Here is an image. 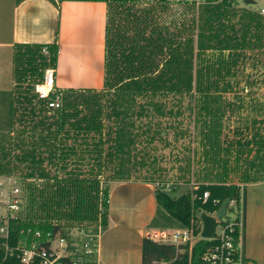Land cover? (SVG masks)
<instances>
[{
    "label": "trees",
    "instance_id": "16d2710c",
    "mask_svg": "<svg viewBox=\"0 0 264 264\" xmlns=\"http://www.w3.org/2000/svg\"><path fill=\"white\" fill-rule=\"evenodd\" d=\"M89 1H103L108 6L104 89H117L111 106L114 110L113 116H116L120 125L115 130V137L110 136L109 141H112L113 145L107 147L108 152L104 151L109 142L107 143L103 133L105 125L102 120V107L95 103L94 110H92L86 98L87 95L94 94L98 99L97 94L101 96L100 94L105 93L104 89L101 91H61L63 107L50 115L52 111L38 100L34 93V86L43 80L46 69H55L59 49L56 45L19 47L16 55V89L19 91L17 100L23 108L29 110L28 115L33 117V120L40 119L33 125L35 133H33L32 141L22 138L26 132L24 131L19 134L15 143L0 150V176L11 177L19 174L26 185L28 195L24 206L25 216L11 219L10 236L7 240L0 237V264H23L19 258L21 254L19 243L27 241L30 244L37 232L42 234L40 239H46L48 234H51L53 238L61 236L64 239L66 237V227L52 221H41L37 199H42L43 196L49 197L53 208L60 206L66 208L65 210H75L79 215L81 210L78 206L74 207L73 200H82L86 190L98 197L99 177L107 167V164L102 162L103 154L107 152L106 156H109L112 161L118 159L121 165L119 170L124 172L130 171L131 166L137 168L136 164L141 167L147 164V156L151 158L150 149L153 146L151 140H155V135L158 133L151 135L149 131L144 130L140 134L138 126L128 121L130 119L128 115L130 112L140 116L146 115L154 109L161 116H166L163 111L165 106L163 103H149L148 107L142 106L141 111L134 113L137 110L134 107L138 98L154 101L159 96L192 95L196 90L199 97L198 110L206 112L203 125L207 133L203 137L205 146L209 148L206 151V156L209 158L206 178L207 181L210 180L209 184H200L191 194L179 197L171 196L165 187H156L158 206L167 215V221H175L179 228L193 230L198 235L202 227L200 214L215 213L227 199L237 201L241 199V187L228 183L226 170L215 175L213 173L215 164L227 165L231 162L235 152L233 145H223L224 142L220 141L221 122H215L218 115L214 112L213 93L217 92L219 87V83L215 81V76L218 77L215 72L219 68L228 66L230 77L236 78L237 74H232V69L236 70L235 66L241 58L239 49L246 47L243 44L246 43L247 36L249 38L258 37V40L262 41L259 28L261 20L249 15L246 17L249 19V24L245 28L242 27L246 31L241 32L235 27H229L224 19L232 3L227 1L214 5L208 3L205 4L198 18V33L195 34V21L188 29L178 31L176 24H168L164 20L163 14L170 9L169 0L154 1V4L141 9L138 5L142 0ZM244 1L246 4H256L255 0ZM228 42L235 46L230 49L231 44ZM45 51L48 54H45ZM195 56L197 63L194 61ZM31 92H33L32 95ZM77 100L82 101L84 108H78ZM83 110L88 111L87 115L81 116ZM259 111L262 112L261 108ZM15 116L16 114L12 115L13 119L16 118ZM253 122L258 126L262 123L258 120ZM258 126L256 129H261ZM73 130L78 135L94 134L96 138H94L96 141L93 152L98 153L95 159L99 160V162L97 160V165L101 172L98 174L100 176L97 175L94 180H89V177L81 179V174L83 176L86 174L80 168L75 171L70 169L71 155L78 154L71 144L66 143L71 140ZM37 131H39L38 134H36ZM144 135L148 140L147 152L142 149L143 157L140 156L138 163V158L132 163L131 152L128 149L135 146L140 136ZM258 139L254 142L249 141V145L255 143L257 149L255 156L245 161L247 165L245 175L247 176L244 181L247 184L264 180V138L258 135ZM237 145L239 146L237 151L241 153L240 148L246 147L247 143L239 141ZM249 152L251 153L252 150ZM189 169L190 167L188 171ZM252 171L262 174L252 176ZM87 173L89 175L90 172ZM213 179L215 181H211ZM26 181L32 182L27 183ZM109 191L110 187L107 186L104 191V209L97 220L95 229H87L96 236L95 239L108 225ZM206 192H209L210 197L204 202L203 195ZM243 195L245 197V191ZM38 243L44 244V240ZM212 244L213 242L202 240L192 248L187 245L177 252L173 247L157 244L145 238L142 264H205L203 255ZM6 246L11 251H7ZM49 246V243H45V247ZM96 254L97 252L92 259L80 264H96ZM62 261L65 264L78 263L74 256L64 258ZM32 264H41V261L36 259Z\"/></svg>",
    "mask_w": 264,
    "mask_h": 264
},
{
    "label": "rangeland",
    "instance_id": "374dc122",
    "mask_svg": "<svg viewBox=\"0 0 264 264\" xmlns=\"http://www.w3.org/2000/svg\"><path fill=\"white\" fill-rule=\"evenodd\" d=\"M154 1L158 0H142L138 7L140 9L147 8L154 4ZM169 1L171 2L170 9L166 14H163L164 20L167 21L168 24H176L178 31H180L179 29H188L190 24L195 21L194 28L196 26L195 34H197L199 25L198 18L201 16L202 9L205 6L197 5L201 0ZM255 1L256 4H246L244 0H238L235 5L233 4L230 7L228 15L224 17L226 24L242 32L243 28L247 27L249 24V19L246 17L251 15L261 20V26H263L264 29V17L260 14L261 9L264 8V0ZM209 5L214 4L209 3ZM258 35L260 36V34ZM250 38L247 36L246 43L243 44L246 45V47L242 48V45V49H239L241 58L238 60V65L235 66L236 70L233 71L232 69V74H237L236 78L230 77L228 66L219 68L215 72V74L218 75V77L215 76V81L219 83V87L218 91L213 93L215 101L214 112L218 115L215 118V122H221L220 141L222 143L224 142L223 145H233V150H235L233 157L231 156V162L227 165L224 163L222 165L215 164L213 173L215 175L219 174L222 170H226L229 176V178H227L229 180L227 181L238 186L247 184L243 178L244 170L247 166L245 161L252 159L257 149V145L255 143L249 145V141L252 140L254 142L259 140L258 135L264 138V54L251 51L252 48L260 47V43L258 42V37L255 38L252 36ZM230 44V49H232L235 45L232 43ZM242 51H247L244 53L243 57ZM229 53L230 51L228 54ZM194 61L197 63L196 56ZM237 82H239L240 85L236 87V85H238ZM26 85L25 88L27 87ZM228 85H230V88H228ZM244 87H246V89ZM115 90L117 89H106L105 93L100 94L101 96L97 94L98 99L95 98L94 94L86 96V98H88V105L91 106L92 110H94L95 103L102 107V120L105 125L103 133L107 143L109 142L106 145V149L104 148V151L107 152L109 151L107 147L113 145V142L109 141L110 136L113 138L115 137V130L120 125L116 116H113L114 110L111 106V102L115 100ZM14 92L16 93L15 98L17 104L15 100L14 103L16 121L18 120L16 125L18 128L13 131L14 133H6V137H0V144L6 143L7 145H12V143H15L17 140L19 134L24 131L26 132L22 138L32 141L33 133H35L33 125L40 119L35 118L33 120V117L28 115L29 110L23 108L17 100V98L19 99V91L15 89ZM32 94L33 92H31V95ZM198 102L199 97L196 94V90L193 91L192 95L159 96L155 98L154 101L138 98V101H136L137 104L134 107L137 110L134 111V113L141 111L140 107L142 106L148 107L149 103H163L165 106L163 107V111H165L166 116H161L154 109H152L149 114L146 113V115L143 114L140 116L139 114L137 115L131 112L128 115V118H130L128 121L134 122L138 126L140 134L144 130L149 131L151 135H155L156 132L158 133L155 135V140H151L153 144L152 149H150L151 158L147 156V164L145 166L141 167V165L139 166L136 164L137 168L131 166L130 171L124 172L119 170L121 165L118 159H113L112 161L109 156H106L107 152L103 154L102 162L106 163L107 167L102 171L101 177H99L98 197L89 192V190H86L82 200H73L74 207L77 208L78 206L81 210L79 215L76 214L77 212L75 210H65L66 208L60 206L53 208L49 197L43 196L42 199H37V208L40 210L39 218L41 221H52L57 225H62L67 228L65 232L66 237L64 238L66 240L68 239L64 244L67 255H76L75 260L80 261L84 245L91 243L90 239H93V236L88 234L89 231H87V229H95L97 220L102 215L105 202L104 191L107 186L111 187L122 181H145L146 179L154 183L156 187H165V190L171 196L179 197L191 194L194 189L193 187H195L194 184L196 180L198 182L210 181H207L206 178V169H208L209 166L207 162L209 158L206 156V151L209 148L205 146L203 137L205 133H207L203 125L206 119V112L198 110ZM77 104H79V109L84 108L82 107L81 100H77ZM260 108L263 113L259 111ZM176 112L178 113L177 115ZM87 113L88 111L83 110L81 116L84 114L87 115ZM50 115H53V112ZM147 115L149 116L147 117ZM121 120L122 117L120 118V121ZM257 120L262 122L259 126L253 122ZM257 126L261 127V129L256 131ZM112 128H114L113 132ZM38 132L39 131H37L36 134H38ZM110 133L111 135H109ZM1 134L3 133H0V135ZM4 138L5 140H3ZM94 138V134L78 135L77 132L73 130L71 140L66 142L68 145L71 144L72 148L78 151L77 155H71L69 163L72 171L80 168L85 172V176L81 174V179L89 177V180H94L101 172L99 165H97L98 159H95L98 153L95 154L93 152L95 150L94 143L96 141ZM239 141L244 144L247 143L246 147L240 148L242 151L241 153L237 151L239 150V146L237 145ZM147 142L148 140L145 135L140 136L135 146L128 147V150L131 152V154H129L132 157V163L137 160L138 163L141 159L140 156L143 157L141 154L142 149H145L147 152ZM250 150H252L251 153L249 152ZM221 155L220 158L222 157ZM224 166H226L225 169ZM189 167L190 169L188 171ZM181 168H187V170L181 172ZM191 170H194L195 175L192 176ZM87 172H90L89 175ZM7 178L9 177L0 176V229L9 217L13 215L16 217L25 216L24 206L28 198L26 185L19 177V174L10 177L12 178V183L8 182ZM211 181L215 180L213 179ZM26 182L31 183L32 181ZM239 187H241L242 196L245 187ZM15 189L19 190L18 194H14L13 191ZM14 203L20 206V210L17 213L11 211L9 207L10 204ZM97 206L98 208H96ZM60 211L61 214H59ZM55 239H62V237L57 236Z\"/></svg>",
    "mask_w": 264,
    "mask_h": 264
},
{
    "label": "crops",
    "instance_id": "0c3cea01",
    "mask_svg": "<svg viewBox=\"0 0 264 264\" xmlns=\"http://www.w3.org/2000/svg\"><path fill=\"white\" fill-rule=\"evenodd\" d=\"M107 21L108 6L103 1L0 0V137L18 128V120L12 115L19 47H58V90L101 91L106 77ZM259 28L260 47L251 51L264 54V29ZM8 146L0 144V150ZM191 172L195 175L194 170ZM261 174L252 171V176ZM200 184L209 183L196 180L194 185ZM239 186L245 187L244 254L248 264H264V180ZM167 220L159 209L154 183L141 180L114 184L109 191L108 225L97 240L96 264H142L143 241L150 232L181 229L175 221Z\"/></svg>",
    "mask_w": 264,
    "mask_h": 264
},
{
    "label": "built area",
    "instance_id": "2783aa9c",
    "mask_svg": "<svg viewBox=\"0 0 264 264\" xmlns=\"http://www.w3.org/2000/svg\"><path fill=\"white\" fill-rule=\"evenodd\" d=\"M53 1L55 3H60L63 0ZM226 1L235 5L238 0H201L197 5L200 6L208 3L223 4ZM260 14L264 17V8L261 9ZM45 54H48V52L45 51ZM34 93L38 100L46 105L48 110L54 112L62 109L63 94L56 87V70L54 68H48L44 71L43 80L34 86ZM7 180L12 183V178L9 177ZM13 192L14 194H18L19 190L15 189ZM209 197V192H206L203 195V201L206 202ZM9 207L11 211L16 213L20 210V206H18L17 203L10 204ZM216 213L217 212L208 215L216 217ZM15 218L18 217L14 215L9 217L6 223L1 226V238L6 240L9 238V224L11 219ZM202 229L203 224L201 232ZM244 230L245 210L244 195L242 194L240 201L231 199L226 217L217 223L213 238L207 240L213 242V244L204 253L203 262L205 264H248L243 247ZM201 232L196 235L194 231L190 229L154 230L148 234L147 238L154 243L173 247L179 252L181 247L187 245L193 247L200 241L205 240L202 238ZM88 234L93 236V239H90V244L84 245L80 261L75 264H80L85 260L91 259L97 252L98 238L95 239L96 236L92 235L91 232ZM56 237L53 238L51 234H48L46 239H40L42 238V234L37 232L34 234L35 239L30 244L27 241H21L19 243V249L21 250L19 258L21 262L23 264H32L36 259H40L41 264H65L62 261L64 258L74 256L75 259L76 255H67L66 253L64 244L68 239H55ZM40 240H44V244L38 243ZM45 243H49L50 246L48 248L45 247ZM6 247L7 251H11L8 246Z\"/></svg>",
    "mask_w": 264,
    "mask_h": 264
},
{
    "label": "water",
    "instance_id": "95a60500",
    "mask_svg": "<svg viewBox=\"0 0 264 264\" xmlns=\"http://www.w3.org/2000/svg\"><path fill=\"white\" fill-rule=\"evenodd\" d=\"M230 202L231 199H227L223 202L220 209L216 213V217L208 215L207 213H202L200 215V220L203 224V229L201 232V236L203 239L208 240L213 238L217 223L222 221L226 217Z\"/></svg>",
    "mask_w": 264,
    "mask_h": 264
}]
</instances>
